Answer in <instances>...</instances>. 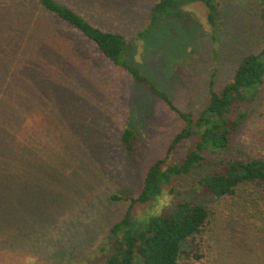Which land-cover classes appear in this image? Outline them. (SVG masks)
Instances as JSON below:
<instances>
[{"label":"rangeland","instance_id":"1","mask_svg":"<svg viewBox=\"0 0 264 264\" xmlns=\"http://www.w3.org/2000/svg\"><path fill=\"white\" fill-rule=\"evenodd\" d=\"M56 1L122 35L127 62L193 118L210 82L219 90L245 55L264 46V0H214L215 28L206 7L191 3L145 40L138 34L155 0ZM246 111L227 151L206 154L198 169L174 178L151 209L135 206L139 215L169 212L182 201L205 207L206 223L193 238L200 258L181 256L177 264H264V202L256 187L242 184L222 198L194 190L221 159H264V82ZM183 126L37 0H0V264L103 263L108 229ZM126 128L135 132L131 153L121 142ZM190 144L181 142L170 161Z\"/></svg>","mask_w":264,"mask_h":264},{"label":"trees","instance_id":"2","mask_svg":"<svg viewBox=\"0 0 264 264\" xmlns=\"http://www.w3.org/2000/svg\"><path fill=\"white\" fill-rule=\"evenodd\" d=\"M44 9L73 32L92 41L99 52L124 69L133 81L160 98L184 122L183 128L171 140L165 155L147 170L140 193L128 197V207L122 217L109 229L100 249L108 253L99 264H177L181 256L199 259L193 238L207 220V211L200 203L177 202L169 212L136 214L135 206L153 205L163 195L164 188L174 178L189 175L198 169L206 154H220L230 148L231 140L247 117L264 82V46L257 53L245 55L238 63L231 79L219 90L210 82L208 100L196 118L174 106L168 95L124 58L128 46L125 38L93 26L71 8L56 0H37ZM191 3H202L207 9L208 24L217 26L214 0H155L147 26L138 36L145 40L154 29L182 17V8ZM260 19L264 28V7ZM135 132L126 128L121 135L124 149L131 153ZM184 140L191 144L178 161L171 155ZM216 169L199 175L194 190L222 198L235 194L238 186L251 183L264 202V159H221ZM113 200L120 197L114 195ZM109 246H108V245ZM113 247V251L111 250Z\"/></svg>","mask_w":264,"mask_h":264}]
</instances>
